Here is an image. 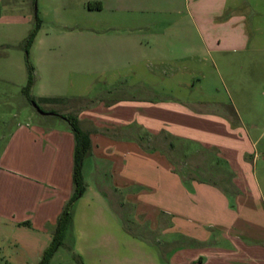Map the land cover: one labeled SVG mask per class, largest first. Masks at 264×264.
Wrapping results in <instances>:
<instances>
[{"label": "crops", "instance_id": "0c3cea01", "mask_svg": "<svg viewBox=\"0 0 264 264\" xmlns=\"http://www.w3.org/2000/svg\"><path fill=\"white\" fill-rule=\"evenodd\" d=\"M89 1L102 5L89 9L101 18L86 25L83 46L97 53L51 61L64 84L35 94L46 110L76 114L92 140L71 253L84 264H264V229L244 214L255 140L223 112L233 106L217 84L222 71L258 61L248 50L264 46V0H194L192 11ZM172 143L217 148L240 191L229 199L217 185L187 179ZM3 151L19 165L8 167L0 195V264H37L74 190L75 135L65 119L36 109Z\"/></svg>", "mask_w": 264, "mask_h": 264}, {"label": "rangeland", "instance_id": "374dc122", "mask_svg": "<svg viewBox=\"0 0 264 264\" xmlns=\"http://www.w3.org/2000/svg\"><path fill=\"white\" fill-rule=\"evenodd\" d=\"M90 2L92 7H96V1L89 0H0L3 16L0 19V195L10 182L6 175H13L8 167L17 168L19 165V159L11 153L3 156L9 135L20 122L26 120L27 113L37 109L23 93V87L29 80V66L33 68L32 94L35 96L46 85L53 87L54 83L59 87L64 84V79L52 76L51 61L77 58L88 53V50L92 54L97 53L98 46H83L90 39L84 30L86 25L101 18V14L89 10L95 9L89 7ZM193 2L156 0L155 5L164 10L181 6L192 11ZM34 29L37 32L28 45V37ZM248 51L251 59L258 61H251L250 68L237 69L233 75L222 71V79L220 77L217 84L220 97L229 100L237 113L232 107L223 112L234 123L247 129L255 140V147L249 153L252 157H246L252 167L245 189L250 205L244 214L252 226L264 229V46L259 51H253V47ZM91 89L96 94L99 86L92 85ZM35 99L39 105L37 97ZM49 110L52 108L49 107ZM148 150L149 154L156 153L154 149ZM171 156L180 168L184 165L187 167L188 172L184 175L187 179L196 178L217 185L228 193L229 199L240 191L232 181L235 173L228 162L219 156L217 148L204 149L189 143H172ZM196 166L198 172L193 173ZM152 207L156 210L160 208L157 205ZM70 242L71 238L68 237L66 245L55 253L52 264H79L70 251ZM15 256L22 257L21 253Z\"/></svg>", "mask_w": 264, "mask_h": 264}, {"label": "trees", "instance_id": "16d2710c", "mask_svg": "<svg viewBox=\"0 0 264 264\" xmlns=\"http://www.w3.org/2000/svg\"><path fill=\"white\" fill-rule=\"evenodd\" d=\"M90 8L101 9L102 5L97 2L96 7H92V3L89 4ZM37 29H34L28 37V45H30L35 37ZM34 85L33 68L29 66V80L25 87H23V93L31 103H36L35 96L32 94V87ZM38 105V104H37ZM43 111L49 114L57 115L65 119L70 125L75 135V152H74V168H73V183L74 190L71 197L66 202L61 214L59 215L57 225L53 232V238L49 246L45 249L43 256L37 264H49L58 249L66 244V239L70 237L73 229V212L77 201L84 195L86 190V182L83 175L84 161L93 154V145L90 137V133L83 130L80 125V120L76 114L67 113L62 114L56 110H46L38 105ZM71 247V246H70ZM72 250V248H70ZM77 259L79 264H84L82 257L76 253H72Z\"/></svg>", "mask_w": 264, "mask_h": 264}, {"label": "water", "instance_id": "95a60500", "mask_svg": "<svg viewBox=\"0 0 264 264\" xmlns=\"http://www.w3.org/2000/svg\"><path fill=\"white\" fill-rule=\"evenodd\" d=\"M35 107L37 108V110L41 113H46L45 111H43L36 103H34Z\"/></svg>", "mask_w": 264, "mask_h": 264}]
</instances>
